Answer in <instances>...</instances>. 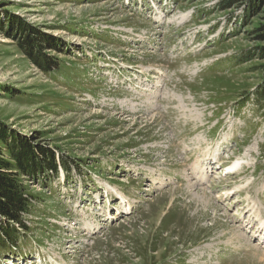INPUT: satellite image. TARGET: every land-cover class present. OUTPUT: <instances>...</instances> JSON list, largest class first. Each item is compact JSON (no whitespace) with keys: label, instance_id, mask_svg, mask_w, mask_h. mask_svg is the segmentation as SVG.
<instances>
[{"label":"rangeland","instance_id":"obj_1","mask_svg":"<svg viewBox=\"0 0 264 264\" xmlns=\"http://www.w3.org/2000/svg\"><path fill=\"white\" fill-rule=\"evenodd\" d=\"M220 1L0 0V126L42 168L0 264H264V5Z\"/></svg>","mask_w":264,"mask_h":264},{"label":"trees","instance_id":"obj_2","mask_svg":"<svg viewBox=\"0 0 264 264\" xmlns=\"http://www.w3.org/2000/svg\"><path fill=\"white\" fill-rule=\"evenodd\" d=\"M245 3L249 6L247 8L248 10H246L247 15L249 16L251 14L253 17L256 16L258 12L257 10L252 11L251 8L256 3L258 6L264 5V0H221L219 7L226 10L230 7L244 5ZM21 30H23V27ZM253 35L257 41L264 43V23L254 31ZM45 42L48 43L49 41L45 39ZM257 96L259 101L264 102V84L259 89ZM0 142H5L8 145L7 151H9L14 159L12 162L9 159L7 160L0 157V215L8 222L23 225L21 218L23 214L28 211V206H30L31 201H29L30 197L27 198L24 188L19 183L18 173L16 174L12 170L16 168L19 172L36 175V172H41L42 168L36 165L37 158L35 159L30 145L21 136L13 134L12 132L9 133L7 129L0 126ZM53 164L55 163L52 162L49 166L56 170L57 166ZM9 224L0 229L1 249H3V246L6 244L1 242L3 235L8 236L6 240L8 243L15 239L10 237V234L14 232L11 228L12 226Z\"/></svg>","mask_w":264,"mask_h":264},{"label":"bare ground","instance_id":"obj_3","mask_svg":"<svg viewBox=\"0 0 264 264\" xmlns=\"http://www.w3.org/2000/svg\"><path fill=\"white\" fill-rule=\"evenodd\" d=\"M189 17V16H188ZM139 110V109H138ZM142 113V112H141ZM204 161V160H203ZM240 166V161L235 162L232 166L229 167L230 170H236ZM206 175V174H205ZM124 198V196H122ZM197 220V219H196ZM262 226L264 227V221H262Z\"/></svg>","mask_w":264,"mask_h":264}]
</instances>
